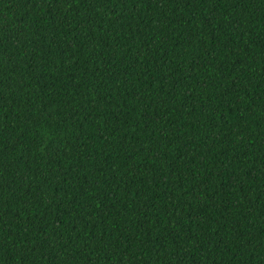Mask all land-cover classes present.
I'll list each match as a JSON object with an SVG mask.
<instances>
[{
    "label": "trees",
    "instance_id": "obj_1",
    "mask_svg": "<svg viewBox=\"0 0 264 264\" xmlns=\"http://www.w3.org/2000/svg\"><path fill=\"white\" fill-rule=\"evenodd\" d=\"M0 264H264V0H0Z\"/></svg>",
    "mask_w": 264,
    "mask_h": 264
}]
</instances>
